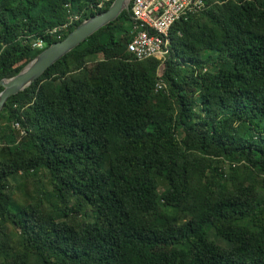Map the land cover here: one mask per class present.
<instances>
[{
	"label": "trees",
	"instance_id": "obj_1",
	"mask_svg": "<svg viewBox=\"0 0 264 264\" xmlns=\"http://www.w3.org/2000/svg\"><path fill=\"white\" fill-rule=\"evenodd\" d=\"M112 1L0 0V79ZM204 1L162 63L128 9L7 99L0 264H264V0Z\"/></svg>",
	"mask_w": 264,
	"mask_h": 264
},
{
	"label": "built area",
	"instance_id": "obj_2",
	"mask_svg": "<svg viewBox=\"0 0 264 264\" xmlns=\"http://www.w3.org/2000/svg\"><path fill=\"white\" fill-rule=\"evenodd\" d=\"M205 7L204 0H130L132 39L127 45L129 54L137 61L153 58L162 63L170 51L168 33L172 25ZM75 19L77 17L71 18ZM65 27H55L49 30V34L59 36ZM43 46L41 41L33 44L35 48ZM164 88L162 81L156 84V91ZM15 127L18 125L15 124Z\"/></svg>",
	"mask_w": 264,
	"mask_h": 264
},
{
	"label": "water",
	"instance_id": "obj_3",
	"mask_svg": "<svg viewBox=\"0 0 264 264\" xmlns=\"http://www.w3.org/2000/svg\"><path fill=\"white\" fill-rule=\"evenodd\" d=\"M129 1L113 0L106 11L82 21L63 40L43 49L23 66L16 75L7 79H0V87L2 88L0 92V110L8 98L27 89L54 63L77 48L99 29L115 21L123 11L127 10Z\"/></svg>",
	"mask_w": 264,
	"mask_h": 264
},
{
	"label": "rangeland",
	"instance_id": "obj_4",
	"mask_svg": "<svg viewBox=\"0 0 264 264\" xmlns=\"http://www.w3.org/2000/svg\"><path fill=\"white\" fill-rule=\"evenodd\" d=\"M15 200H16V202H17L18 204H21L22 201H23L21 195H19V194H17ZM152 249H153L154 251L165 250V249H166V246H164V245H158V246H154Z\"/></svg>",
	"mask_w": 264,
	"mask_h": 264
},
{
	"label": "bare ground",
	"instance_id": "obj_5",
	"mask_svg": "<svg viewBox=\"0 0 264 264\" xmlns=\"http://www.w3.org/2000/svg\"><path fill=\"white\" fill-rule=\"evenodd\" d=\"M129 6H130V1H129V4H128V7H129ZM128 9H130V7L127 8V10H128ZM38 41H40V40H38ZM36 42H37V41H36ZM37 49H42V50H43V49H45V48H44V46H43L42 48H37Z\"/></svg>",
	"mask_w": 264,
	"mask_h": 264
}]
</instances>
